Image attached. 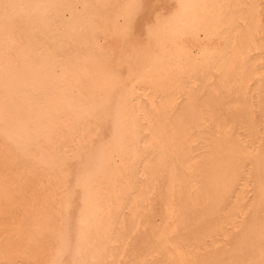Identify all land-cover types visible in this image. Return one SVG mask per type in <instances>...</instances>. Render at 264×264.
I'll use <instances>...</instances> for the list:
<instances>
[{
	"label": "bare ground",
	"instance_id": "6f19581e",
	"mask_svg": "<svg viewBox=\"0 0 264 264\" xmlns=\"http://www.w3.org/2000/svg\"><path fill=\"white\" fill-rule=\"evenodd\" d=\"M262 227L264 0H0V264H244Z\"/></svg>",
	"mask_w": 264,
	"mask_h": 264
},
{
	"label": "snow or ice",
	"instance_id": "6c2138e0",
	"mask_svg": "<svg viewBox=\"0 0 264 264\" xmlns=\"http://www.w3.org/2000/svg\"><path fill=\"white\" fill-rule=\"evenodd\" d=\"M5 11L7 12L10 8H15L17 5L12 4H5L3 5ZM83 186L85 190H87L88 183L91 180V173H85L84 177L81 178ZM80 182V181H78ZM80 224L83 225V219H81ZM80 232V238L83 237V228L81 227L79 229ZM72 242V228H71V218L66 217L63 221V229L60 236V244H61V250H67L71 247ZM260 242H261V250H260V259L258 261H246L244 264H264V227L261 229V235H260ZM59 264V262H57Z\"/></svg>",
	"mask_w": 264,
	"mask_h": 264
}]
</instances>
